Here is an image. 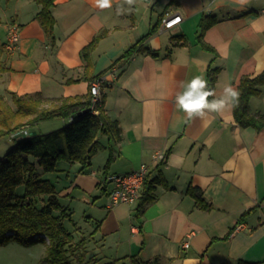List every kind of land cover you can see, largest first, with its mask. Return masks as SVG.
Here are the masks:
<instances>
[{"label": "crops", "instance_id": "crops-1", "mask_svg": "<svg viewBox=\"0 0 264 264\" xmlns=\"http://www.w3.org/2000/svg\"><path fill=\"white\" fill-rule=\"evenodd\" d=\"M40 8L36 0H0L1 40L9 22L19 25L20 34L17 48L3 55L0 93H40L45 104L56 103L86 95L89 78L105 74L102 109L119 127L118 136H97L104 147L88 167L80 170L77 161L60 167V160L51 171L59 202L69 206L73 200V212L78 207L94 224L90 242L76 251L94 255L91 264H264V127L240 125L232 106L185 122L175 104L182 85L197 75L207 80L214 68L209 100L227 85L237 89L243 76L264 74V0H223L219 7L213 0H136L131 8L112 0L106 9L95 0H53L52 37L36 17ZM167 10L181 20L162 27ZM205 17L215 21L202 30ZM101 31L84 70L80 50ZM133 44L136 50L121 57ZM248 103L251 113L264 115V84ZM68 121L58 120L57 127ZM34 125L14 136L52 130ZM158 151L165 154L161 163ZM141 163L156 197L137 220L138 199L111 205L106 176ZM197 196L209 207L199 206Z\"/></svg>", "mask_w": 264, "mask_h": 264}, {"label": "trees", "instance_id": "trees-1", "mask_svg": "<svg viewBox=\"0 0 264 264\" xmlns=\"http://www.w3.org/2000/svg\"><path fill=\"white\" fill-rule=\"evenodd\" d=\"M36 2L41 5L36 17L45 33L52 37L53 18L49 7L53 0ZM214 21L215 18H203L200 24L202 30ZM153 29L151 27L149 33L141 39L148 36ZM103 33L104 31H101L81 48L84 70L89 68L90 51ZM141 39L136 44L140 43ZM136 44L129 47L121 57L127 58L131 55L136 50ZM202 45L208 48L205 43ZM5 52V42L0 38V70L7 69L2 59ZM216 72L217 68H214L208 73L209 90H212L214 85ZM94 78H89L90 83ZM262 84L264 74L241 77L237 85L239 100L232 106L234 118L240 125H251L257 129L264 127V115L251 113L248 103L249 97L258 93ZM90 98L88 89L86 95L61 97L56 103L43 106L41 104L43 97L40 93L25 95L12 93L11 100L15 108L6 111L0 94V137L9 135L12 139V145L0 156V243L9 239H16L24 245L42 241L46 246L45 260L48 264H78L72 260L70 254L76 251L84 240L76 241L73 233L65 227L64 219L70 214L59 202L54 183L49 178L42 177L39 168L42 172H51L56 169L58 161L65 160L79 162L80 170H83L90 165L91 156L95 151L104 147L97 136L107 134L112 137L119 134L116 122L109 118L102 107L97 113L93 112ZM87 108L89 110L85 111ZM53 118H70V121L46 132L21 137L12 135L23 124ZM11 119L17 122L13 123ZM111 158L109 155L105 166ZM147 176L148 174L135 207L137 220L140 219L145 207L156 197L154 180L148 179ZM19 186L23 187L22 192H17ZM196 200L199 206L209 207L201 196H197ZM81 264L89 262L83 261ZM236 264L260 263L238 259Z\"/></svg>", "mask_w": 264, "mask_h": 264}, {"label": "rangeland", "instance_id": "rangeland-1", "mask_svg": "<svg viewBox=\"0 0 264 264\" xmlns=\"http://www.w3.org/2000/svg\"><path fill=\"white\" fill-rule=\"evenodd\" d=\"M4 1V0H1ZM0 17H1V13H0ZM2 18V17H1ZM6 51V50H5ZM7 52V51H6ZM1 94V93H0ZM2 98H3V104L5 105V109L7 110H11L10 108H15L11 97L10 96H6L4 94H1ZM91 99V98H90ZM41 104L43 106L46 105H51V103L49 104H45V101L41 102ZM62 118H53V119H46V120H41L35 123L34 128L37 129L38 131H46L45 129H53L56 128L58 126L57 122L58 120H61ZM13 123H16L17 120H13L11 119ZM22 122V121H21ZM29 126L32 124H28ZM27 124H23L21 127H19L12 135L16 134L17 132H19L20 130H23L24 128H26V126H28ZM50 127V128H49ZM58 128V127H57ZM12 145V139L9 135H3L0 137V156ZM67 161H62L61 163H59L60 167H62L63 165H65ZM70 171H73V164L70 165L69 167ZM39 173H41L42 177L45 178H53L54 174L53 172H42L41 169L39 168ZM71 177H73V173H71ZM23 187L19 186L17 188V192H22ZM60 202L63 203L64 206H67V212H70L69 217L64 219V225L65 227L71 231L72 233H78L79 236H81V238H83V240L87 243L90 242V228L94 226V224L92 222H88L87 218L84 217L83 212L81 209H79L78 207L75 208V211L73 212V200L70 202L69 206L67 204H65V201L60 200ZM77 227V229L74 230V228ZM81 231V232H80ZM78 236V238H80ZM77 238V240H79ZM84 242V244H85ZM84 244L79 247L81 249H84ZM45 244L42 241L36 242L34 244H29V245H24L21 244L20 242H18L16 239H9L6 242L0 243V264H48L47 261L45 260V254H46V248H45ZM78 248V249H79ZM77 250V249H76ZM85 251H83V253H79L77 251L72 252L71 258L74 262L81 264V262L86 261L89 262V260H87L86 257H88V259H90V263H94L96 261V259H94V255H90L87 254L88 256H86V254H84ZM98 260V259H97Z\"/></svg>", "mask_w": 264, "mask_h": 264}, {"label": "built area", "instance_id": "built-area-1", "mask_svg": "<svg viewBox=\"0 0 264 264\" xmlns=\"http://www.w3.org/2000/svg\"><path fill=\"white\" fill-rule=\"evenodd\" d=\"M180 20L181 15L179 13L167 10L164 12L161 18L162 27H170ZM19 38V25L16 22L7 23L5 34V50L7 52L14 51L18 46ZM106 81V75L100 74L90 83L89 89L91 94V108L93 109L94 113H97L98 109L103 106V98L100 86ZM155 156L160 163L165 159V154L161 151L156 152ZM147 173L148 166L145 163H141L137 168L126 173L108 174L106 176V181L111 183L108 193L110 204L115 205L121 202L130 204L136 202ZM182 245L187 247L189 245V240L185 239Z\"/></svg>", "mask_w": 264, "mask_h": 264}, {"label": "clouds", "instance_id": "clouds-1", "mask_svg": "<svg viewBox=\"0 0 264 264\" xmlns=\"http://www.w3.org/2000/svg\"><path fill=\"white\" fill-rule=\"evenodd\" d=\"M223 0H213L217 7ZM237 3L244 5L248 0H236ZM124 3L131 8L136 0H124ZM95 4L100 9L110 8L112 0H95ZM123 7L118 9L121 13ZM182 91L176 95L175 104L179 111L185 115V122L194 118H203L206 113H222L226 108L235 106L238 103L240 93L231 85H227L223 89V93L219 98L209 100L214 93L208 88V81L200 75L194 76L186 84L182 85ZM180 161L178 160V163Z\"/></svg>", "mask_w": 264, "mask_h": 264}, {"label": "water", "instance_id": "water-1", "mask_svg": "<svg viewBox=\"0 0 264 264\" xmlns=\"http://www.w3.org/2000/svg\"><path fill=\"white\" fill-rule=\"evenodd\" d=\"M89 110V108H87L85 111Z\"/></svg>", "mask_w": 264, "mask_h": 264}]
</instances>
